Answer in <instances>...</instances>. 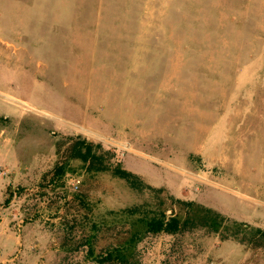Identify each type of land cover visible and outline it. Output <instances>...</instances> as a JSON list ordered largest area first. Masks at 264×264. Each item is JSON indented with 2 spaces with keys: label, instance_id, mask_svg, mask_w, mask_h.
<instances>
[{
  "label": "rangeland",
  "instance_id": "1",
  "mask_svg": "<svg viewBox=\"0 0 264 264\" xmlns=\"http://www.w3.org/2000/svg\"><path fill=\"white\" fill-rule=\"evenodd\" d=\"M211 131L221 140L208 150ZM69 138L224 216L234 165L264 176V0H0V239L16 238L18 252L24 240V264L67 255L57 207L79 188L51 174ZM99 181L103 208L152 199ZM247 245L199 229L149 236L139 252L142 264H264Z\"/></svg>",
  "mask_w": 264,
  "mask_h": 264
},
{
  "label": "trees",
  "instance_id": "2",
  "mask_svg": "<svg viewBox=\"0 0 264 264\" xmlns=\"http://www.w3.org/2000/svg\"><path fill=\"white\" fill-rule=\"evenodd\" d=\"M69 140L61 145L63 155L51 180L64 182L67 171L73 170L71 164L74 161L80 163L85 172L79 190L67 196L65 205L57 207L61 216L57 228L66 229L67 233L59 248L68 256L81 255L77 264H142L139 245L147 237L177 236L199 229L218 235L221 241L232 238L242 244L248 243L247 246L255 251L264 252V229L230 220L197 202L168 196L164 188L145 184L121 163L114 162L112 153L101 144L81 138ZM104 174L124 181L132 191L149 190L152 199L117 209L103 208L99 198L91 194V187L99 184L100 176ZM39 187L40 192L45 189L43 184ZM21 244L18 254L25 262L28 251L22 238ZM66 256L57 264H63Z\"/></svg>",
  "mask_w": 264,
  "mask_h": 264
},
{
  "label": "crops",
  "instance_id": "3",
  "mask_svg": "<svg viewBox=\"0 0 264 264\" xmlns=\"http://www.w3.org/2000/svg\"><path fill=\"white\" fill-rule=\"evenodd\" d=\"M225 121L226 118L224 122ZM214 132L211 131L212 134L210 136V146L208 147V150L213 148V146L221 140L218 135H213ZM226 133L228 134V130L224 128V142L226 141ZM196 144L197 142H195L194 147H196ZM190 151V147H184L183 154L185 155V152L190 154ZM206 151L207 148L205 149V152L204 150H201L199 153L200 157L203 156V152L204 154H206ZM234 166L235 167H233L232 170L235 173L236 178L233 181V178L231 180L229 179L228 181H224L226 182V184L236 187V189L234 190L227 186H224V191L226 193H229L231 195L230 197H232L228 198L224 195V216L240 222L250 223L257 228L264 229V176L259 173L251 175V173L249 174L244 169H242L239 164ZM230 213L233 214L230 215ZM248 218L251 219V222L248 220ZM18 245H20V242L17 241L16 238H12L10 240L8 239L7 242L4 240V238L0 239V264L25 263L22 262L24 261L22 260L23 258H21L20 260L18 250H16L19 247ZM8 246L10 248L12 246L13 252H10L9 250L8 252L6 251V247ZM22 257L24 256L22 255Z\"/></svg>",
  "mask_w": 264,
  "mask_h": 264
},
{
  "label": "built area",
  "instance_id": "4",
  "mask_svg": "<svg viewBox=\"0 0 264 264\" xmlns=\"http://www.w3.org/2000/svg\"><path fill=\"white\" fill-rule=\"evenodd\" d=\"M76 177H74V176H72V175H67V174H65V180H67V179H69V180H71L72 181V189L74 190V191H76L77 189H78V185H79V179H75Z\"/></svg>",
  "mask_w": 264,
  "mask_h": 264
},
{
  "label": "bare ground",
  "instance_id": "5",
  "mask_svg": "<svg viewBox=\"0 0 264 264\" xmlns=\"http://www.w3.org/2000/svg\"><path fill=\"white\" fill-rule=\"evenodd\" d=\"M96 77V76H95Z\"/></svg>",
  "mask_w": 264,
  "mask_h": 264
}]
</instances>
